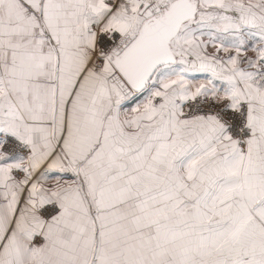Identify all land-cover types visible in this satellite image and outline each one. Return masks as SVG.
Returning <instances> with one entry per match:
<instances>
[{"label":"snow or ice","instance_id":"6c2138e0","mask_svg":"<svg viewBox=\"0 0 264 264\" xmlns=\"http://www.w3.org/2000/svg\"><path fill=\"white\" fill-rule=\"evenodd\" d=\"M0 264H264V0H0Z\"/></svg>","mask_w":264,"mask_h":264}]
</instances>
